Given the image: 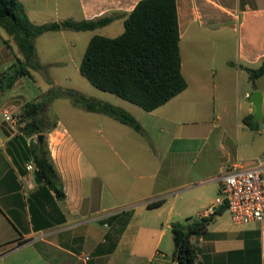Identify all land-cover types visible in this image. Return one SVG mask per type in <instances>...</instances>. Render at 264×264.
I'll return each instance as SVG.
<instances>
[{"label": "crops", "instance_id": "crops-1", "mask_svg": "<svg viewBox=\"0 0 264 264\" xmlns=\"http://www.w3.org/2000/svg\"><path fill=\"white\" fill-rule=\"evenodd\" d=\"M140 1L20 0L36 25L114 18L94 31L40 36L35 42L40 65L72 73L46 76L45 83L49 79L53 86L71 87L90 40L122 35ZM35 13L47 20H37ZM177 13L187 88L153 112L114 94L121 101L103 100L131 113L143 134L103 114L75 108L56 113L44 142L62 181L63 198L37 170L26 169L38 136L27 137L22 124L9 122L43 93L39 80L23 76L2 91L15 57L7 46L0 50V264H179L173 258L172 224L209 218L215 213L205 212L218 197L208 200L202 188L211 176L194 174L176 186L173 171L178 167L191 173L205 160L215 162L219 175L233 165L250 167L264 155V76L253 83L248 72L264 62V0H177ZM87 32V37L79 35ZM44 40L62 42L65 58H58L55 49L39 50ZM78 41L86 43L81 58H76ZM254 92L263 94L257 129L243 122L255 115L249 99ZM224 143L233 149L223 154ZM156 202L161 204L151 205ZM193 242L197 264H264L259 224L236 225L228 210ZM82 255L90 259L83 261Z\"/></svg>", "mask_w": 264, "mask_h": 264}, {"label": "trees", "instance_id": "trees-1", "mask_svg": "<svg viewBox=\"0 0 264 264\" xmlns=\"http://www.w3.org/2000/svg\"><path fill=\"white\" fill-rule=\"evenodd\" d=\"M113 16L84 21H63L33 24L20 0H0V31L7 35L6 46L14 42L22 57L19 65L6 73L2 91H9L23 76L34 79L33 72L44 73L37 57L36 40L47 32L59 30L94 31L109 25ZM180 32L177 0H142L125 20V32L117 38L94 36L83 57L80 72L95 88L116 95L146 112H153L167 104L187 88L181 72ZM251 82L264 76V62L256 70H248ZM51 87L52 82L47 79ZM70 98L73 107L86 112L106 115L136 132L143 134L140 122L128 111L110 103L88 98L75 90H67L47 98L42 93L29 102L18 116L22 132L37 137L54 127L46 125L50 101L59 96ZM49 102V103H48ZM252 129L258 128L253 116L243 119ZM32 159L40 178L59 198L64 197L62 181L50 159L47 145L37 142L32 147ZM161 202L151 204L159 206ZM227 210L222 205L209 218L187 219L173 223L175 250L173 258L179 264H197L198 248L193 239L204 234L215 216Z\"/></svg>", "mask_w": 264, "mask_h": 264}, {"label": "rangeland", "instance_id": "rangeland-1", "mask_svg": "<svg viewBox=\"0 0 264 264\" xmlns=\"http://www.w3.org/2000/svg\"><path fill=\"white\" fill-rule=\"evenodd\" d=\"M37 5L38 1H37ZM29 7V4H28ZM34 16V15H33ZM35 16L37 18V20H47V18L42 17L44 19L40 18V15H38V13H35ZM34 18V17H33ZM74 33V32H72ZM79 35H86V36H82V37H87L90 35V33H79ZM8 35L1 30L0 31V50H5L6 49V40L8 39ZM45 41V40H44ZM11 48H8L10 51V54L13 55L15 58L13 60L14 61V65H13V69H15L18 65V58L17 57H22L16 44L13 42L12 43ZM63 43L60 41H50V40H46L45 42H40L38 44V48L39 50H41V48L44 49H55L59 52L58 58L64 59V53L65 50L62 47ZM85 48H86V43L84 41H78V46L76 48V58H81L84 55L85 52ZM78 76L75 77V75L73 76L72 79V83H70L71 87H62V86H55V88L51 87L50 85L45 83L44 77L46 76H57L59 78H61L62 75H72V73L70 72L68 73H64L63 71H58V70H48L46 69L44 71V73H40V72H33V75L39 80L38 84L41 87V92L45 93L46 96H48L47 98H51L53 95L57 94V93H61L63 91H67V90H75L81 94H83L84 96L88 97V98H94L97 100H109V101H115L116 99L121 101V99L117 98L116 96L109 94L107 92H103L100 91L98 89H96L95 87H93L88 80L83 77L80 73V71L78 70ZM59 100V104L56 110V106L54 103H56V100ZM49 103V102H48ZM113 104V103H112ZM75 107L72 106L71 100L69 97L67 96H59L58 98L53 99L52 101H50L49 105H48V109H46L44 111L45 116L47 115V119H46V125L51 126L53 125L56 120H57V116L56 113H60V114H67L70 113V109H73ZM78 109V108H75ZM81 110V109H80ZM215 121V119H212ZM261 127L264 126V123L260 124ZM132 129V128H131ZM214 141V140H213ZM225 148H227L225 151L223 150V154L231 151L233 148L231 146V144L229 143H224L223 144ZM213 158L215 161H217L218 159V155H216V153L212 154ZM215 162H211L209 161L208 163H206V161L204 160H200L195 166L192 167V172L191 173H186V169L184 168H178L175 169L173 171V175H171V179L173 180V182L175 183L176 186H179L181 184H184L185 182H189L191 180V178L194 176V174H199L198 176H211L212 179H209L208 183L205 184L204 189H206V197L208 200H212L215 199L216 197L220 196L219 191H217L216 189V185H217V181L216 178L218 176V174H216V172H214V168H215ZM167 169H164V172L166 174ZM210 178V177H207Z\"/></svg>", "mask_w": 264, "mask_h": 264}, {"label": "built area", "instance_id": "built-area-1", "mask_svg": "<svg viewBox=\"0 0 264 264\" xmlns=\"http://www.w3.org/2000/svg\"><path fill=\"white\" fill-rule=\"evenodd\" d=\"M9 122L13 125L20 124V119L10 117ZM26 169L28 172L37 170L33 160ZM217 181L220 196L205 214H214L219 207L226 205L234 224L258 223L264 257V155L250 167L233 165L225 168L218 175ZM81 258L83 261L90 259L87 255H82Z\"/></svg>", "mask_w": 264, "mask_h": 264}, {"label": "water", "instance_id": "water-1", "mask_svg": "<svg viewBox=\"0 0 264 264\" xmlns=\"http://www.w3.org/2000/svg\"><path fill=\"white\" fill-rule=\"evenodd\" d=\"M249 99L255 108L254 121L259 122L263 119V94L260 92H254L250 95ZM37 139L40 144H43L45 135L41 134Z\"/></svg>", "mask_w": 264, "mask_h": 264}]
</instances>
